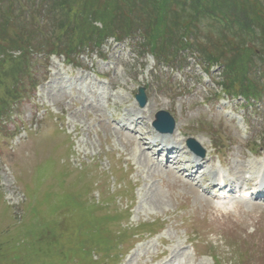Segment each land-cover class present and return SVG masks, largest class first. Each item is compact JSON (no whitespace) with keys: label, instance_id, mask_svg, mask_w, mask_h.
<instances>
[{"label":"rangeland","instance_id":"1","mask_svg":"<svg viewBox=\"0 0 264 264\" xmlns=\"http://www.w3.org/2000/svg\"><path fill=\"white\" fill-rule=\"evenodd\" d=\"M24 2L35 0L15 4L14 15ZM48 2L44 1V8ZM81 3L89 12L105 7L95 0ZM221 6L232 10L228 5ZM6 7L7 2L0 0L2 19ZM29 10L23 9L25 13ZM46 11L39 17L48 34L55 23ZM21 13L27 26L30 16ZM197 22L191 42L209 48L214 41L223 42L226 25L222 27L207 16ZM15 23H9L6 38L14 36ZM113 24L119 25L113 33L120 36V41L105 37L101 46L85 48L81 55L72 51V63L62 55L50 57L45 52L29 61L26 57L37 86L31 87L24 80L20 86L24 89H19L21 98L3 100L6 87L0 85V264H62L52 252L75 248L69 236L76 232L81 213L104 202L108 204L97 209V216L112 213L115 220L108 227L128 232H117L123 245L102 253L99 260L109 256L114 264H215V255L221 264H264V206L237 199L219 204L209 193L202 194L203 183L197 185L188 178L191 169L185 163L191 157L185 145L190 137L204 148V158H211L210 171L220 167L227 180L239 181L246 165L257 163L263 170L264 98L253 110L242 106V99L218 100L220 86L215 82L220 78L219 69L213 67L206 76L197 50L182 47L184 50L178 53L176 49L174 55L166 51L164 60L150 51V46H143V29L123 19H115ZM91 26L99 28L101 23L94 20ZM236 38L239 40V36ZM0 44L7 45L8 40L2 39ZM16 46L10 39L3 52L16 58L22 52ZM212 52H221L222 61L235 60L225 48H212ZM175 56H179L177 63ZM181 59L185 60L183 64ZM236 59L242 61L241 57ZM202 64L206 65L203 60ZM259 67L262 69V65ZM139 86L147 96L143 107L134 99ZM6 101L9 104L4 105ZM159 110L168 112L176 122V131L165 137L166 141H177L183 161L166 169L146 161L138 141L118 130L119 120L141 118L133 136H139V132L156 136L151 122ZM72 192L79 195L81 205L61 201ZM115 210L120 213L115 214ZM151 222L152 226L142 225ZM145 227L153 228L154 234L143 232L148 230ZM136 232L140 236L132 237ZM210 241L214 244L211 256L198 258ZM189 244L198 254H191ZM92 254L93 259L98 256Z\"/></svg>","mask_w":264,"mask_h":264},{"label":"trees","instance_id":"2","mask_svg":"<svg viewBox=\"0 0 264 264\" xmlns=\"http://www.w3.org/2000/svg\"><path fill=\"white\" fill-rule=\"evenodd\" d=\"M5 1L7 7L4 11V19L0 18V41L8 40L7 45L0 44V85L4 84L7 89L2 95L3 100L9 98L11 93L13 94L10 95L11 99L19 95L18 87L23 84L24 77L27 75L26 57L30 60L32 54L40 50L60 51L69 56L72 51L76 52L78 47L98 45L108 35H115L113 31L119 26L113 24L115 19H123L125 22L132 23L138 30L143 29L145 31L143 38L146 40L143 45L150 46V51L153 53L166 56V51H170L174 55L177 54L176 49L178 52V49L182 47H191L197 50L207 63L223 65L222 78L229 82L226 85L229 89L237 87L245 95L261 94L258 81L252 76H247L246 73L252 62H255L256 56H258L256 59L258 62L264 61L263 0H95L105 7L92 9L90 12L81 6L82 0H49L45 8L55 26L51 28L52 33L48 34L39 17L41 11L45 10L43 4L45 0H35V3L24 2L22 8L16 9L17 15L13 14V8L15 4L23 0ZM221 4L230 7L235 4L233 7L238 10L232 7V10L230 8L226 11ZM25 8L31 9L29 13L23 11ZM55 10L56 13H54ZM21 11L30 16L27 26L21 17ZM214 14L224 20L229 27L224 32L225 38L222 43L220 42L221 44L219 41H211L212 44L214 43L211 49L208 46L198 47L196 43L190 41V34L193 28L198 26L197 20ZM18 20L20 22H17ZM94 20L101 23L99 28L91 26ZM10 22L15 23V29L12 31L14 36L6 38L4 34L7 33ZM30 25L32 28L26 30V27ZM234 27L236 30L233 29ZM200 30L199 27L198 35ZM24 33L27 34L21 36ZM41 35H44L42 40L35 44L34 41ZM236 36H239V40H236ZM10 39L22 51L16 58L5 55L3 52L4 47L9 45ZM248 42L251 44L248 45ZM219 47L223 50L225 48L229 57H232V53L235 60L222 61L221 52L219 54L212 52V48ZM237 57H241L242 61H237ZM253 82L256 86L252 85ZM5 104L7 105V101L4 102Z\"/></svg>","mask_w":264,"mask_h":264},{"label":"bare ground","instance_id":"3","mask_svg":"<svg viewBox=\"0 0 264 264\" xmlns=\"http://www.w3.org/2000/svg\"><path fill=\"white\" fill-rule=\"evenodd\" d=\"M141 118H131V117H128V119H127V121H129L131 124H132V127L130 128L131 130L130 131H125L124 130V126L126 125V126H128L129 125V123L128 122H125L124 123V125H123V127H121V130L122 131H125L128 135H129V137H131V138H133V139H136L137 141H138V145L142 148V151L140 152L141 154H143V156H144V158L146 159V161H147V159L149 160V161H153V157H152V155H150L149 154V152H147V151H151V149L153 148V147H156V148H158V150H157V152H161V151H164L165 152V150H167V151H169V153H177V154H175L176 156H175V158L173 159V158H166L165 159V165L166 164H169V163H172V162H176V163H178L179 162V158H178V156H179V147H176V143H177V141H173L172 142V144L171 145H169V143L170 142H167L166 141V137H165V134H157V136H158V139L157 138H153L151 141H150V143H148L147 142V138L149 137V133H147V132H139L140 134H139V136L138 137H134L133 136V133L134 132H137V126H138V121L140 120ZM126 128V127H125ZM176 130H174V132H175ZM146 143H148L147 145H145ZM137 145V146H138ZM169 146V147H168ZM167 148H169V149H167ZM140 149V148H139ZM152 153H154V152H152ZM154 154H158V153H154ZM210 162V159H205V160H200V161H196L195 163H194V165L192 166L193 168V170H192V175H195V174H197V172H198V169H202L207 163H209ZM175 163V164H176ZM249 183H251V184H255L254 183V180L253 179H250L249 180ZM258 184V183H257ZM256 184V185H257ZM258 189L260 190V195H258V197L257 198H259V200H260V202L262 203V202H264V180L263 181H261V183L259 184V186H258ZM246 203H249V201H246ZM219 204H221V203H219Z\"/></svg>","mask_w":264,"mask_h":264},{"label":"water","instance_id":"4","mask_svg":"<svg viewBox=\"0 0 264 264\" xmlns=\"http://www.w3.org/2000/svg\"><path fill=\"white\" fill-rule=\"evenodd\" d=\"M136 100L138 101V104L140 107L144 106L146 102V97L143 92V88L139 87L138 88V93L135 95ZM156 120L153 122V126L163 132H172L174 128V120L173 118L169 115L168 112L160 110L156 113L155 115ZM190 141V140H189ZM191 143V142H190ZM189 143V145H190ZM194 145H191L193 147Z\"/></svg>","mask_w":264,"mask_h":264}]
</instances>
